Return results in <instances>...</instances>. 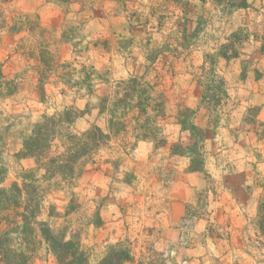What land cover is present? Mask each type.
I'll list each match as a JSON object with an SVG mask.
<instances>
[{"label":"rangeland","instance_id":"1","mask_svg":"<svg viewBox=\"0 0 264 264\" xmlns=\"http://www.w3.org/2000/svg\"><path fill=\"white\" fill-rule=\"evenodd\" d=\"M263 32L264 0H0V187L34 169L15 155L35 124L82 111L62 127L109 138L74 179H38V220L87 264L119 250L122 264H264ZM220 51L237 57L210 65ZM131 77L134 90L120 84ZM186 108L203 173L170 151L192 142ZM21 211L0 212V231ZM31 264L58 263L42 244Z\"/></svg>","mask_w":264,"mask_h":264},{"label":"trees","instance_id":"2","mask_svg":"<svg viewBox=\"0 0 264 264\" xmlns=\"http://www.w3.org/2000/svg\"><path fill=\"white\" fill-rule=\"evenodd\" d=\"M245 4L243 2L244 6ZM50 43L48 40L47 50L45 49L44 52L49 57ZM259 52L264 54V32ZM217 57L227 60L237 57V53L227 54L220 51L214 55H206L208 63L213 66ZM209 71V76H214L215 72L212 69ZM219 80L220 85L223 86V80ZM120 84L134 90L142 84V78L131 77ZM38 85L42 92L41 80ZM128 95L131 96V93ZM128 95L125 96L129 97ZM122 100L120 99V102ZM105 102L106 98H102L99 106L103 108ZM185 111L187 115L180 117L178 124L183 131L189 133L192 142L186 147L179 143L172 144L170 151L172 155L186 156L189 159V172L203 173L202 150L205 134L192 122L194 111L187 108ZM81 114L82 111L76 112L68 108L57 117H43L34 125L29 136L23 139L21 150L15 156L17 159H32L35 166L34 169L21 172L20 176L24 181L22 187L16 183L8 189L0 187V212H4L6 208L22 209L20 213H16L13 220L2 217L6 228L0 231V264H31L37 248L42 244L52 253L58 264H87L86 256L77 245L72 241H65L62 233L54 232L46 222L38 220L44 190L37 183L38 179L59 178L66 181L74 179L79 174L77 169L81 163L109 138L97 126H92L90 130L80 135L68 132L62 127L71 125ZM3 177L4 168L0 167V184L3 182ZM16 218L20 219L19 223ZM258 226L260 231L264 232V199L258 207ZM9 234H16L17 237L10 238ZM130 259L128 251L119 250L111 252L99 264H122Z\"/></svg>","mask_w":264,"mask_h":264}]
</instances>
